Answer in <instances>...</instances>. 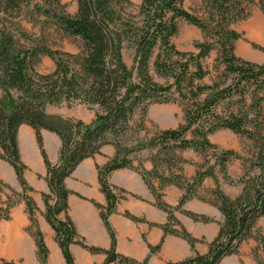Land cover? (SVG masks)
Listing matches in <instances>:
<instances>
[{
  "label": "trees",
  "instance_id": "trees-1",
  "mask_svg": "<svg viewBox=\"0 0 264 264\" xmlns=\"http://www.w3.org/2000/svg\"><path fill=\"white\" fill-rule=\"evenodd\" d=\"M21 1L23 0H0V13L19 8ZM184 1L141 0L138 14H129L126 8L131 5V0H76L77 10L71 14L61 0H42L43 4H37L39 13L52 20L53 25L66 36L80 39V51L75 54L51 49L44 40H32L25 33L21 35L25 39L22 42L8 27H0V159L13 167L22 188L21 192H17L0 181V192L3 189L10 191L0 203V217L9 219L11 208L18 200L25 202L30 220L27 230L35 238L41 264H46L49 251L35 217L38 208L30 195L32 187L24 176L27 166L21 160L17 141L21 124H28L35 130L49 186V192L42 194L44 216L55 232L66 264H76L70 249L73 242L91 253H104L106 258L102 264H149L147 259L138 261L116 250V234L110 225L109 216L116 212L118 202L128 194L109 182L110 173L119 168H132L141 174L155 196L156 205L168 215L166 223L158 226L165 234L184 238L192 248L203 240L193 236L181 224L175 211L187 200L196 197L215 205L223 214L218 235L209 242L206 254L194 253L184 260L170 264H218L225 256L238 254L240 243L251 237L257 219L261 216L264 218V133L260 130L261 124H256V120L242 114L230 113L227 117H221L215 111L218 103L241 85L244 87L241 88V97L247 90L246 85L261 81L260 87H264V62H251L235 54L234 42L242 34L230 28V24L247 15H240L241 0H202L208 8L207 18L202 19L184 8ZM235 10H239V14L234 13ZM178 18L200 28L211 41L197 43V53L179 51L172 43V38L179 30ZM126 43L134 49V68H129L124 63L123 48ZM215 46L220 47L217 60L225 66V79H230V83H195L207 75L202 60L209 56ZM254 46L264 50L261 46ZM157 47L159 51L154 67L159 74L172 77L173 84L162 85L150 76V61ZM43 55L50 57L55 63V69L50 73H40L36 69ZM176 56L188 58L184 62L175 61ZM191 63L195 66L193 72L190 71ZM135 70L137 80L134 77ZM173 87L180 97L192 100V107L184 108V122L177 128L161 130L148 141H138L134 146L123 145L121 136L130 129V120L136 109L142 107L145 114L151 103L173 101ZM184 88L188 91L185 92ZM64 102L69 105L73 102L85 103L92 109L96 106L95 118L92 122L85 123L83 120L47 113V105H60ZM248 121L255 123V130L246 127ZM143 128L144 124L140 122L139 129ZM219 128L245 135L255 142L261 141L254 162L259 172L236 181L243 185L238 196H227L221 190L216 174L218 166L223 178L229 183L234 182L226 169L230 157H238L233 150H222L215 156L214 164L203 170L197 168L191 178L184 174L183 166L176 170L173 166H167L166 172L159 170L161 161L166 164L172 161L162 157L170 147L178 150L192 148L195 151L217 149L210 142L209 135ZM42 129L55 132L61 140L56 163L48 159L43 148ZM106 144H112L116 149L111 159L97 167L99 187L106 197V204L93 202L100 210L111 239L110 248L102 249L86 244L75 229L68 214V197L71 191L66 187L65 179L85 158L101 153V148ZM143 149L155 150L151 155V170L133 165L131 155ZM188 162L182 160V163ZM207 177L214 179L215 188L204 196L199 189ZM154 178L160 180L159 188L153 185ZM168 184L183 190L176 207L163 199L160 189ZM183 212L195 221H213L204 214ZM125 216L136 222L145 221L130 212L125 213ZM161 243L150 245V252L156 253ZM1 264L17 263L2 260Z\"/></svg>",
  "mask_w": 264,
  "mask_h": 264
},
{
  "label": "crops",
  "instance_id": "crops-1",
  "mask_svg": "<svg viewBox=\"0 0 264 264\" xmlns=\"http://www.w3.org/2000/svg\"><path fill=\"white\" fill-rule=\"evenodd\" d=\"M64 3L71 4L69 11L76 12V0H63ZM141 1V0H134ZM46 111L49 114L60 115L64 118L83 120L90 123L95 118L94 112L88 110L86 106L78 103L68 106L67 103L60 105H47ZM222 135L235 134L229 129H219ZM42 138L45 152L52 163H56L59 158L61 140L55 132L42 129ZM211 142L219 143L225 149H233L234 146L225 142L217 141L209 135ZM17 141L21 160L26 164L25 179L29 186L31 197L37 205L36 218L39 228L43 234L45 244L48 248L46 264H66L61 248L56 241L55 232L44 216L45 204L42 194L49 192L46 181V166L37 142L35 130L28 124H21L17 132ZM116 149L113 145L106 144L101 148V153L85 158L81 161L73 173L65 179L66 187L71 191L68 197V214L72 218L75 229L85 243L102 249H109L111 239L107 228L100 216V210L93 203L94 201L105 205L106 197L101 191L98 181L97 167L103 166L115 155ZM154 149H145L135 153L133 165L140 163L147 170L153 167L149 158ZM190 150L181 151L183 157L188 158ZM197 154V153H196ZM195 154V155H196ZM194 159L191 163L184 165V174L191 178L195 175L196 167ZM237 165V169L234 168ZM219 186L227 196L235 198L243 188L240 183L230 184L222 174L217 171ZM228 174L232 178L241 175V163L229 162ZM0 181H3L17 192L22 188L13 167L6 161L0 159ZM109 182L128 194L125 199H121L117 204L116 212L109 216V222L116 234V250L118 253L132 257L138 261L148 260L149 264H170L184 260L194 253L206 254L209 250V242L213 241L219 232L220 223L223 222V214L213 204L199 198H191L175 211L177 219L196 238L203 241L197 242L195 248L182 237L165 234L161 227L167 221V213L159 208L155 203V196L147 186L142 176L132 168H119L109 175ZM159 188L160 180H152ZM215 181L206 178L200 188V194H208V191L215 188ZM163 199L170 205L178 206L183 194L181 187L173 184L161 187ZM8 193L0 192V203L4 201ZM136 196H133V195ZM183 211H191L204 214L213 219L210 222L195 221ZM130 212L134 216L143 218L144 222H136L125 216ZM263 218L259 219V224ZM153 225H150V224ZM30 224L26 205L23 200L11 208L9 219L0 217V264L2 260L15 262L17 264H41L37 255V244L35 238L29 233L27 227ZM162 242V243H161ZM161 243L158 251L151 253L149 246ZM257 241L253 237L243 240L239 245L238 254L225 256L218 264H258L254 254ZM76 264H102L105 261L104 253H91L88 249L74 243L70 246ZM116 264V263H109Z\"/></svg>",
  "mask_w": 264,
  "mask_h": 264
},
{
  "label": "rangeland",
  "instance_id": "rangeland-1",
  "mask_svg": "<svg viewBox=\"0 0 264 264\" xmlns=\"http://www.w3.org/2000/svg\"><path fill=\"white\" fill-rule=\"evenodd\" d=\"M61 1L62 3H64L63 0ZM131 1L132 3L129 7L126 8V11L129 14H138V7L140 6L141 1ZM241 2V11L235 10L234 13H238L239 11L241 12L240 15L247 16L230 24V28L242 34V37L234 42L235 54L238 57L243 58L244 60L255 63H263L264 50H261L254 45H258L264 48V35L260 38L253 37L249 26L252 23H259L264 26V0H241ZM37 4H43L42 0H23L21 1L19 8L10 10V12L8 13L1 12L0 27H8L16 35V37L19 38V40L22 39V42H25V39H23L21 35L25 33L31 36L32 40H34L35 38L44 40L46 42V45L51 49L66 51L72 54L79 53L81 47L80 39L78 40L76 38L66 36L59 28L53 25L54 23L52 22V20L47 19L45 16L39 13ZM64 4L66 5L67 11L71 13L69 11V6H71V4ZM183 7L188 9V11H190L191 13L201 17L202 19L207 18L208 16V8L205 2L202 0H185L183 2ZM176 20L179 30L178 33H176V35L172 38V43L179 51L197 53L198 49L197 47H195L197 43L211 41V39H209L204 33H202L203 31L195 25L187 22L182 18H178ZM219 49V46H215L209 56L202 60L203 68L208 73L204 79L196 80L195 83L202 85L213 84L214 82L220 83V85H223L226 82L227 84L230 83V79H225V77L227 76L224 72L225 66L221 64L219 60H217L220 53ZM158 51L159 48L157 47L152 61H150V76H152V78L156 82L162 85L167 86L169 84H173L174 79L172 77H166L159 74L154 67L153 63ZM187 58L188 57L184 58L180 56L174 57L175 61L179 60L181 62H184ZM123 59L125 61L124 63H126L129 68H134V49L127 43L123 48ZM193 64L194 63H191L190 65L191 72L195 70V66ZM54 65L55 63L50 57L43 55L41 56L40 62L37 64L36 69L40 71V73H50L55 69ZM134 77L136 80L138 79L136 70L134 71ZM261 85V81H258V83L256 84L252 83L251 85H246L247 87L245 88H247V90L243 94V97H241V88L244 87L243 85H241L229 97L218 103L215 111L221 117H227L230 113L248 116L249 119L256 120V124H261L260 130L264 133V87H260ZM171 89V93L174 99L173 101L164 103H151L148 106L145 114H143L142 107L136 109L134 115L130 120V129H128L121 136V143L123 145L134 146L136 143H138V141H148L151 137L158 134L161 130H165L168 128H177L184 122V108L185 106L192 107V100L190 101V99L188 100L180 97L176 92L175 87ZM184 89L185 92L188 91L187 88ZM75 103L81 104L80 102H73L71 105H69L68 103L67 105L72 106ZM82 105L86 106L88 110H92L95 115L96 106L92 109L89 108V106L85 103H82L81 106ZM140 122L144 124L143 129H139ZM255 123L248 121L246 127L251 130H255ZM210 135H212V138L217 141L233 145L234 148L229 150H233V152L235 151L238 154V157H230L231 159L227 161V173L229 162L231 160L241 163V175H239L238 178H232L229 176L234 180V182L230 184L241 180V178L243 177L246 179L249 176H254L259 172V168L254 165V162L257 153L260 150L261 141L255 142L254 140L247 138L245 135H239L236 133L233 135H222L220 134L219 130ZM214 144L217 146V149L215 150L209 149L206 151H195L192 148L184 149L190 150L188 158L181 155V151L184 150H178L170 147L168 152L162 154V157L168 159L170 158L172 161L168 164H166L165 161H161L158 168L161 172H166L167 166H173L174 170H176L178 167L180 168V166H183L184 168V165L187 164L182 163L183 159L188 160V163H191L192 161H194V159H197V161L194 162L196 169H207L210 165L215 163L214 158L216 155L220 154L222 150H227L219 145V143ZM135 153H133L131 157ZM149 158L151 159V155ZM231 165H234V168L237 167V165L235 164ZM139 166L143 167L141 163ZM217 171L219 172L218 166H216V173ZM240 184L242 185V183ZM3 193L10 194V191L8 189H3ZM203 195L206 196L208 194L206 193ZM260 218H263V216L257 219L251 237H253L257 241V245L254 248V254L257 262L258 264H264V218L259 224Z\"/></svg>",
  "mask_w": 264,
  "mask_h": 264
},
{
  "label": "bare ground",
  "instance_id": "bare-ground-1",
  "mask_svg": "<svg viewBox=\"0 0 264 264\" xmlns=\"http://www.w3.org/2000/svg\"><path fill=\"white\" fill-rule=\"evenodd\" d=\"M249 28L255 38H260L264 35V26L262 24L252 23Z\"/></svg>",
  "mask_w": 264,
  "mask_h": 264
}]
</instances>
